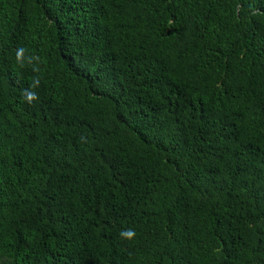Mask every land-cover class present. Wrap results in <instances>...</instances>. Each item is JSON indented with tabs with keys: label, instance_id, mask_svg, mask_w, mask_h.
<instances>
[{
	"label": "trees",
	"instance_id": "16d2710c",
	"mask_svg": "<svg viewBox=\"0 0 264 264\" xmlns=\"http://www.w3.org/2000/svg\"><path fill=\"white\" fill-rule=\"evenodd\" d=\"M0 264H264V0H0Z\"/></svg>",
	"mask_w": 264,
	"mask_h": 264
},
{
	"label": "clouds",
	"instance_id": "9594fccd",
	"mask_svg": "<svg viewBox=\"0 0 264 264\" xmlns=\"http://www.w3.org/2000/svg\"><path fill=\"white\" fill-rule=\"evenodd\" d=\"M23 51H24L23 49L17 50V60L20 59ZM38 86H39V81L34 80L33 84L30 86V88L24 90L22 95H23L24 100L27 103L31 104L34 100H37L39 98L38 95L36 94V92L31 90L32 88H35ZM119 235L121 238H123L125 240H132V239H134L136 233L132 229H126V230H122Z\"/></svg>",
	"mask_w": 264,
	"mask_h": 264
}]
</instances>
